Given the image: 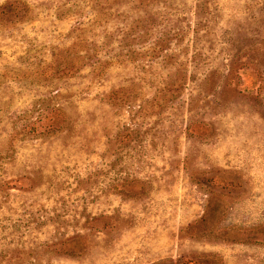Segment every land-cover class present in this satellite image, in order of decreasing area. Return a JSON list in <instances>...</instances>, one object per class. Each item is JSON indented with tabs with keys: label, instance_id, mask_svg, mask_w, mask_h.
I'll return each mask as SVG.
<instances>
[{
	"label": "rangeland",
	"instance_id": "374dc122",
	"mask_svg": "<svg viewBox=\"0 0 264 264\" xmlns=\"http://www.w3.org/2000/svg\"><path fill=\"white\" fill-rule=\"evenodd\" d=\"M0 264H264V0H0Z\"/></svg>",
	"mask_w": 264,
	"mask_h": 264
}]
</instances>
